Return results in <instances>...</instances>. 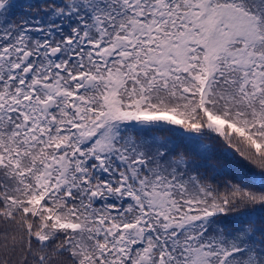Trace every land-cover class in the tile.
Returning <instances> with one entry per match:
<instances>
[{"label":"snow or ice","instance_id":"6c2138e0","mask_svg":"<svg viewBox=\"0 0 264 264\" xmlns=\"http://www.w3.org/2000/svg\"><path fill=\"white\" fill-rule=\"evenodd\" d=\"M0 264H264V0H0Z\"/></svg>","mask_w":264,"mask_h":264},{"label":"trees","instance_id":"16d2710c","mask_svg":"<svg viewBox=\"0 0 264 264\" xmlns=\"http://www.w3.org/2000/svg\"><path fill=\"white\" fill-rule=\"evenodd\" d=\"M19 2H22V0H19ZM20 14H22V10H18L16 13V15H20Z\"/></svg>","mask_w":264,"mask_h":264}]
</instances>
